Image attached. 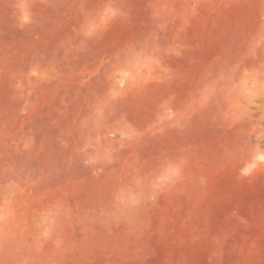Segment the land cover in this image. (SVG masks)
<instances>
[{
  "label": "rangeland",
  "instance_id": "1",
  "mask_svg": "<svg viewBox=\"0 0 264 264\" xmlns=\"http://www.w3.org/2000/svg\"><path fill=\"white\" fill-rule=\"evenodd\" d=\"M0 264H264V0H0Z\"/></svg>",
  "mask_w": 264,
  "mask_h": 264
}]
</instances>
